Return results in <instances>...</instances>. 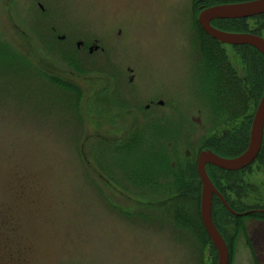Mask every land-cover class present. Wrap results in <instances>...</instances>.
<instances>
[{
  "label": "rangeland",
  "instance_id": "1",
  "mask_svg": "<svg viewBox=\"0 0 264 264\" xmlns=\"http://www.w3.org/2000/svg\"><path fill=\"white\" fill-rule=\"evenodd\" d=\"M200 3L0 0V264H217L196 158L260 100L238 48L200 29ZM245 25L264 38V17ZM159 98L161 120L144 109ZM243 175L256 211L264 161ZM233 215L228 264H264V218Z\"/></svg>",
  "mask_w": 264,
  "mask_h": 264
},
{
  "label": "water",
  "instance_id": "2",
  "mask_svg": "<svg viewBox=\"0 0 264 264\" xmlns=\"http://www.w3.org/2000/svg\"><path fill=\"white\" fill-rule=\"evenodd\" d=\"M264 14V0L217 4L203 9L198 15V22L204 32L221 43L230 45H248L257 49L264 57V38L252 33L227 32L211 25L217 19H244ZM97 49V47H95ZM92 51V48L91 50ZM264 128V92L252 118L247 148L234 158H224L209 150L201 151L197 158V173L201 181L200 218L203 227L217 253V264L229 263L227 244L216 228L211 215L213 195H217L222 204L233 211L212 184L206 172V165L211 164L226 171H239L250 165L259 154L262 146Z\"/></svg>",
  "mask_w": 264,
  "mask_h": 264
},
{
  "label": "flooded vegetation",
  "instance_id": "3",
  "mask_svg": "<svg viewBox=\"0 0 264 264\" xmlns=\"http://www.w3.org/2000/svg\"><path fill=\"white\" fill-rule=\"evenodd\" d=\"M218 1H222V0H218ZM245 1H247V0H245ZM199 2H201V3L198 4V7H197L198 14H197L196 21H197L200 29L204 32V30L201 28V26H200V24L198 22V15L203 9H205L207 7H210V6H213V5H210V6L208 5L207 6L208 0H199ZM228 3H234V2H228ZM221 4H224V3H221ZM214 5H217V4H214ZM250 18H253V17H250ZM244 19H248V18H244ZM218 20H226V19H217V20L211 21V25L213 27H215L217 29H220L216 25V21H218ZM232 20H238V19H232ZM220 30H222V29H220ZM227 32H229V31H227ZM204 34L207 35L205 32H204ZM255 35H257V34H255ZM259 36H261V35H259ZM62 37H64V36H62ZM207 37H210V36L207 35ZM215 41H217V40H215ZM217 42L221 43L220 41H217ZM223 44H225V43H223ZM228 45H230V44H228ZM76 46H77L78 49H80V48H85L87 45H85L83 41H79V42H77ZM230 46L239 47V46H244V45H230ZM246 46H248V45H246ZM95 47H97V49L99 48V46L97 44H92V45L89 44L88 45L89 53L94 51V50L97 51V49H95ZM91 48H92V51H90ZM251 48H253V47H251ZM253 49L256 50L257 52H259L257 49H255V48H253ZM237 52L238 53H236V54H238L239 58L242 55L244 56L245 65H243V66L241 65V68H239V73L240 74L239 75L236 74V76L239 77L240 81H242L249 88V91L253 95V98L252 97H250V98L255 101L258 98L257 97V80H256V58L255 57L248 58L247 54H243L244 52L242 51V49H237ZM201 54H202V52H201ZM201 62L202 63L204 62V57L203 56H202ZM222 78H223V76H222ZM130 82L132 83V78H130ZM158 86L156 87V91H158L160 95H161V91H162V93L165 94L166 98H170L171 99V100L170 99L169 100H170L171 104L174 105V112H176V107H177L176 101H175V98L171 96L175 92V89L174 88H169L168 91H164V90H162L161 87H158ZM160 89H161V91H160ZM223 91L224 90L222 89V92ZM110 93H111V96L113 97L112 99H116V98L118 99V97L123 94V92L118 94L119 92L115 91V90H111ZM213 95H214V93H212L211 98H215V97H213ZM125 98H126V95H124L123 100ZM160 99L161 98H159V100H157V102L154 101L153 99H150L149 102L145 105L144 109L146 110V112L148 113L150 118L152 117L154 119L161 120L162 114L160 113L159 109L161 107H163L166 103L164 102L163 99H161V100ZM218 99H222L224 101V99H225L224 94L222 96H219ZM131 100L134 101L135 100V96L133 98H131ZM255 103H257V101ZM153 104H155L154 106H158V107H153ZM157 108H158V110H157ZM251 117L253 118V116H251ZM252 118H251V121H250V117H246L244 119H240L238 122H234V124H230V125L229 124L228 125L225 124L226 125L225 128H222L221 130H219L215 134H213V135H211V136H209V137H207L205 139V144H204L203 148L199 151V153L201 151L209 150V151H211V152H213V153H215V154H217V155H219L221 157H224V158H234V157L240 155L247 148V145H248ZM216 149L219 150V152L231 153V154L228 155V156L222 155V154L218 153L216 151ZM199 153H198V155H199ZM234 153H236V154L233 155ZM198 155H197V158H198ZM197 158H196V171H197ZM255 161H257V160L255 159L253 162H255ZM250 165H248V166H250ZM208 166H213V165L207 164L206 165V172H207ZM247 167H245L244 169H247ZM235 172L238 173V172H241V171L239 170V171H235ZM197 175H198V173H197ZM198 178H199V176H198ZM199 184H200L199 187H200V197H201V181H200V178H199ZM237 186H239V189L241 187H244V190H245L244 191V196H247L249 193L256 192L255 190H257V188L254 190V188L257 187V185L253 186V184L247 183L244 180L243 172H241L240 177L237 179ZM219 194H221V193L219 192ZM215 197H217V195H213V199ZM260 211L262 212L264 210L263 209H258V210L256 209V211H251L250 210V211H246L245 214H243V212H241V213L236 212L237 213L236 216H244V215H248L250 212H260Z\"/></svg>",
  "mask_w": 264,
  "mask_h": 264
},
{
  "label": "trees",
  "instance_id": "4",
  "mask_svg": "<svg viewBox=\"0 0 264 264\" xmlns=\"http://www.w3.org/2000/svg\"><path fill=\"white\" fill-rule=\"evenodd\" d=\"M241 1H245V0H222V1L208 0L207 6L208 5L209 6L214 5V4L228 3V2H241ZM255 17H264V14H261V15L255 16ZM245 21H246V19L218 20V21H216V25L218 26V28H220L224 31L236 32V33H252V34L260 35V33L257 31H249V29L245 25ZM220 23H230V24H235L236 26H234V25L233 26H223V24L220 25ZM236 48L242 49V51L244 52L243 54H247L248 58H251V57L256 58V76H257V80H258L257 81V88L259 85V92L257 91L258 92L257 97L260 100V98L264 92V57L259 52H257L253 48L246 46V45L239 46ZM222 83L226 84L225 81H222ZM216 151L218 153H220L222 155H226V156L231 154V153L219 152V150H217V149H216ZM235 154L236 153H234L233 155H235ZM263 154H264V128H263L262 146H261L259 154L256 157V160L263 162L264 161ZM244 170L245 169H242L240 171L243 172ZM241 172L237 173L235 171H226V170L214 167V166H208V168H207V174H208L210 180L212 181V183L214 184V186L216 187V189L221 193V195L225 199L228 206L233 211H236L238 213L245 212L247 209H249V208H247L248 205L244 204V202L242 200V197H244V191H245L244 187H241L239 189V186H237V179L240 177ZM227 193H233L235 196H238L239 197L238 201L237 202L230 201L227 197ZM214 202H215V205H214ZM252 207H255L256 209H263L264 210V204H262V205L261 204H258V205L255 204V205H252ZM211 215H212V220H213L216 228L221 233V235L223 236V238L226 242V239H225L224 235L222 234L223 233L222 232V226H223L222 220L224 219V220H226L225 222H227L234 215L231 214V212H229V210L222 204V202L217 197H215L213 199ZM247 216L255 217V218H262V217L264 218V211H262V212L261 211L260 212H250ZM236 217H241V216H236ZM237 219H239V218H237ZM200 220H201V218H200ZM201 224H202V222H201ZM226 224H230V222H227ZM202 226H203V224H202ZM205 233H206V231H205ZM206 235H207V233H206ZM207 238L209 239L208 236H207ZM216 255H217V253H216Z\"/></svg>",
  "mask_w": 264,
  "mask_h": 264
}]
</instances>
